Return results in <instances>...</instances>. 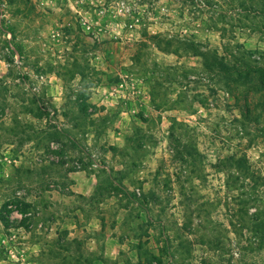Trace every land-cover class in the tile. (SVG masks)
Listing matches in <instances>:
<instances>
[{"label":"rangeland","instance_id":"1","mask_svg":"<svg viewBox=\"0 0 264 264\" xmlns=\"http://www.w3.org/2000/svg\"><path fill=\"white\" fill-rule=\"evenodd\" d=\"M0 264H264V0H0Z\"/></svg>","mask_w":264,"mask_h":264},{"label":"crops","instance_id":"2","mask_svg":"<svg viewBox=\"0 0 264 264\" xmlns=\"http://www.w3.org/2000/svg\"><path fill=\"white\" fill-rule=\"evenodd\" d=\"M83 170H75V171H68V174L69 175H71V179H73L72 181H73V184L78 188H80V185L83 183V185L85 184V180H89V181H91V177L89 176V175H84V174H82L83 172H82ZM84 189V188H83ZM76 192H79V193H81V194H83V195H88V194H90V190H88V191H83L82 189H77V190H75ZM111 239V240H114V237H109V238H107V242H105L104 243V245H105V253H112V250H110V249H108L107 248V246H108V244H109V240Z\"/></svg>","mask_w":264,"mask_h":264}]
</instances>
